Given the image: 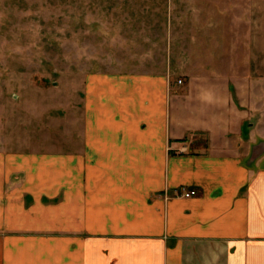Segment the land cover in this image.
<instances>
[{"label":"crops","instance_id":"obj_1","mask_svg":"<svg viewBox=\"0 0 264 264\" xmlns=\"http://www.w3.org/2000/svg\"><path fill=\"white\" fill-rule=\"evenodd\" d=\"M261 45L180 84L86 75L63 151H0V264H264Z\"/></svg>","mask_w":264,"mask_h":264},{"label":"rangeland","instance_id":"obj_2","mask_svg":"<svg viewBox=\"0 0 264 264\" xmlns=\"http://www.w3.org/2000/svg\"><path fill=\"white\" fill-rule=\"evenodd\" d=\"M254 39L264 0H0V151H63L86 75L244 72Z\"/></svg>","mask_w":264,"mask_h":264},{"label":"built area","instance_id":"obj_3","mask_svg":"<svg viewBox=\"0 0 264 264\" xmlns=\"http://www.w3.org/2000/svg\"><path fill=\"white\" fill-rule=\"evenodd\" d=\"M195 194L194 190H183L182 195L184 197H192Z\"/></svg>","mask_w":264,"mask_h":264},{"label":"water","instance_id":"obj_4","mask_svg":"<svg viewBox=\"0 0 264 264\" xmlns=\"http://www.w3.org/2000/svg\"><path fill=\"white\" fill-rule=\"evenodd\" d=\"M256 149H259V147H256ZM258 150H256L255 152H257Z\"/></svg>","mask_w":264,"mask_h":264}]
</instances>
